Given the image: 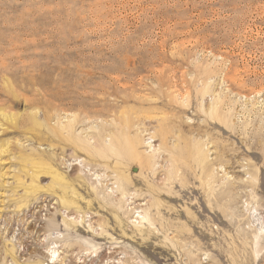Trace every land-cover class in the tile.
<instances>
[{
    "label": "rangeland",
    "instance_id": "obj_1",
    "mask_svg": "<svg viewBox=\"0 0 264 264\" xmlns=\"http://www.w3.org/2000/svg\"><path fill=\"white\" fill-rule=\"evenodd\" d=\"M0 264H264V0H0Z\"/></svg>",
    "mask_w": 264,
    "mask_h": 264
},
{
    "label": "bare ground",
    "instance_id": "obj_2",
    "mask_svg": "<svg viewBox=\"0 0 264 264\" xmlns=\"http://www.w3.org/2000/svg\"><path fill=\"white\" fill-rule=\"evenodd\" d=\"M108 151H110V153H112L114 150H108ZM108 153V152H107ZM106 155V154H105ZM79 230V229H78Z\"/></svg>",
    "mask_w": 264,
    "mask_h": 264
}]
</instances>
